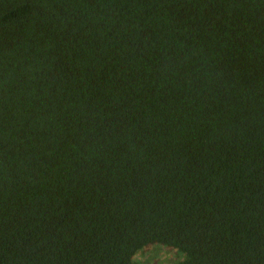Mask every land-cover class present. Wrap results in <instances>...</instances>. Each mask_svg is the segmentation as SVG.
Wrapping results in <instances>:
<instances>
[{"label":"trees","instance_id":"obj_1","mask_svg":"<svg viewBox=\"0 0 264 264\" xmlns=\"http://www.w3.org/2000/svg\"><path fill=\"white\" fill-rule=\"evenodd\" d=\"M264 264V0H0V264Z\"/></svg>","mask_w":264,"mask_h":264},{"label":"rangeland","instance_id":"obj_2","mask_svg":"<svg viewBox=\"0 0 264 264\" xmlns=\"http://www.w3.org/2000/svg\"><path fill=\"white\" fill-rule=\"evenodd\" d=\"M185 255L173 248L154 245L149 249L139 252L135 258L137 264H178Z\"/></svg>","mask_w":264,"mask_h":264}]
</instances>
